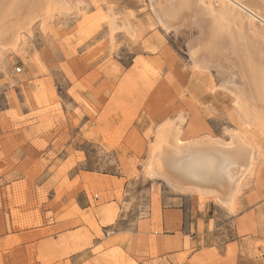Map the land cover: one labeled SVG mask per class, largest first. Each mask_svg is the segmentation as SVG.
Masks as SVG:
<instances>
[{"label":"rangeland","instance_id":"1","mask_svg":"<svg viewBox=\"0 0 264 264\" xmlns=\"http://www.w3.org/2000/svg\"><path fill=\"white\" fill-rule=\"evenodd\" d=\"M70 3L0 55V264H264V131L148 0ZM173 120L183 142L234 132L259 149L233 210L145 175Z\"/></svg>","mask_w":264,"mask_h":264},{"label":"bare ground","instance_id":"2","mask_svg":"<svg viewBox=\"0 0 264 264\" xmlns=\"http://www.w3.org/2000/svg\"><path fill=\"white\" fill-rule=\"evenodd\" d=\"M148 2L161 28L183 39L194 73L215 70L213 75L221 74L224 80L219 88L233 95L244 130L263 132L264 0ZM70 4V0H0V55L21 54L24 32L35 23L44 29L53 18L67 13ZM109 15L112 38L122 25ZM174 120L158 128L145 175L160 176L175 190L189 191L200 199L207 196L205 192H213L216 202L233 210L241 178L254 168L259 149L234 132L228 142L210 136L183 142L179 118L177 123Z\"/></svg>","mask_w":264,"mask_h":264},{"label":"built area","instance_id":"3","mask_svg":"<svg viewBox=\"0 0 264 264\" xmlns=\"http://www.w3.org/2000/svg\"><path fill=\"white\" fill-rule=\"evenodd\" d=\"M19 70H20V69H18V68L16 69L17 72H19Z\"/></svg>","mask_w":264,"mask_h":264}]
</instances>
